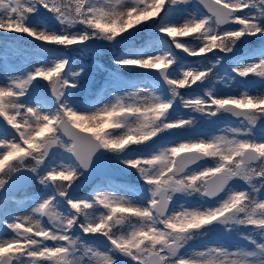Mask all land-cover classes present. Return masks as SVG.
Wrapping results in <instances>:
<instances>
[{"label": "snow or ice", "instance_id": "obj_1", "mask_svg": "<svg viewBox=\"0 0 264 264\" xmlns=\"http://www.w3.org/2000/svg\"><path fill=\"white\" fill-rule=\"evenodd\" d=\"M0 33L38 42L0 45V264H264V0H0ZM108 167L142 185L82 195Z\"/></svg>", "mask_w": 264, "mask_h": 264}, {"label": "rangeland", "instance_id": "obj_2", "mask_svg": "<svg viewBox=\"0 0 264 264\" xmlns=\"http://www.w3.org/2000/svg\"><path fill=\"white\" fill-rule=\"evenodd\" d=\"M4 43H7V42H3V41H0V45H3ZM22 50H26V53H30L33 51V49H30V48H24ZM3 53L0 52V55H2ZM86 55H83V56H77V60H78V63H82L84 65L87 66L90 74L92 77H94L95 74H98L100 75V72L97 70L96 68V64L94 62H89V64H85L81 61V59L79 57H84ZM88 57H96L95 56H92V55H87ZM10 59L12 61H19L18 64H14L15 67L17 69H23L25 67H28L30 62L31 63H35V59L31 56V55H24V56H20V57H10ZM194 59H199V58H191V57H187L186 54H184V60L186 63H189L191 62L192 60ZM93 67V68H91ZM219 75L220 76H223L224 75V71L222 68H220L219 70ZM106 76V75H105ZM3 72L0 71V82H3ZM126 79V77H124ZM105 79V77H104ZM103 79V81H104ZM143 79H146L144 76H137L135 78H133V80H143ZM250 79H256V78H250ZM195 87V86H193ZM212 87V83L210 85H207L206 87L203 86V88L206 90L208 88H211ZM217 89H219V94L223 95V94H226V93H230V94H237L239 91H243L244 89L243 88H240L238 86H234L236 88V92H233L231 89H228V88H224L223 85H216ZM182 92H186L187 90L186 89H182L181 90ZM92 95H88L87 96V99L89 100H95L97 97L95 95L96 92H93L92 91ZM84 93H81L79 96H78V99H83L84 98ZM102 106V105H101ZM203 126V127H202ZM201 127L205 130V131H212L213 129H210L208 128L207 125H202ZM109 156H111V154H109ZM118 173L112 177H105V176H102V175H98L97 177L95 178H92L90 180V183L88 185L85 186V191L84 192H81L82 195H86L89 191H91L92 187L95 186L96 184H99V183H103L105 187H108L109 184H112V185H132V186H135V187H139L142 185V182L139 180L138 176L136 175L134 178L136 179V182L135 181H132L131 179H128V173L129 172H122L120 171L118 168H115ZM132 171V170H131ZM136 174V173H135ZM84 188V187H83ZM28 193L26 192H16L14 195H15V198L18 199V200H23L25 198V196L27 195ZM119 195H124L126 198L128 199H132L134 200L136 203H140V201L133 196L132 192L128 191V192H125V191H121L118 193ZM193 203H195L196 201L193 200L192 201ZM19 214H26L24 209H21ZM0 231H3L2 228H0Z\"/></svg>", "mask_w": 264, "mask_h": 264}, {"label": "trees", "instance_id": "obj_3", "mask_svg": "<svg viewBox=\"0 0 264 264\" xmlns=\"http://www.w3.org/2000/svg\"><path fill=\"white\" fill-rule=\"evenodd\" d=\"M0 34H4V33H0ZM5 35H9V36H22L21 39H18V41H7L9 44H14L16 46H18L20 49L22 48H30V49H33V45L35 43H38V42H35L32 40V38L30 37H26L24 36L23 34H15V33H5ZM183 39H188V38H183ZM142 41L138 40L137 43H140ZM89 60V62H96V64L100 65V66H104V71L103 72H100V75H95V85L93 87L92 90L94 91H98L100 86L103 84V79L105 77V75H107V71L110 70L113 65L111 63V50L107 49V48H104L101 50L100 54L96 55V59L94 58H85V61ZM89 62H86L87 64H89ZM19 63V61H18ZM219 72V67L215 70L214 72V77L216 75V73ZM219 74V73H218ZM122 75L126 78H129V79H133L137 76H141L142 75V71L141 70H136V71H131V72H123ZM210 83H212L211 81L204 84L203 86L206 87L207 85H209ZM130 175L131 177L133 176H136L137 174H135V171L132 170L130 171V173L128 174ZM32 190H29V192H31Z\"/></svg>", "mask_w": 264, "mask_h": 264}, {"label": "water", "instance_id": "obj_4", "mask_svg": "<svg viewBox=\"0 0 264 264\" xmlns=\"http://www.w3.org/2000/svg\"><path fill=\"white\" fill-rule=\"evenodd\" d=\"M9 37L10 36H0V40H2V39H9ZM10 40H15V39H10ZM145 71H148V70H145ZM144 71V72H145ZM151 71V70H150ZM117 172L116 171H114L111 167H108V168H105V169H103V170H101L100 172H98V173H96V174H94V176L93 177H97L99 174H101V175H104V176H107V177H110V176H112L113 174H116ZM89 183V182H88ZM87 183V184H88ZM86 185V184H85ZM84 185V186H85Z\"/></svg>", "mask_w": 264, "mask_h": 264}]
</instances>
